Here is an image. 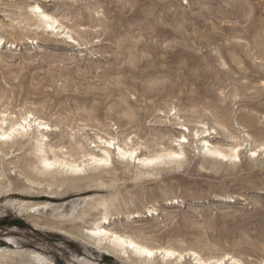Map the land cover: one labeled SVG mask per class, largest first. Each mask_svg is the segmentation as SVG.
<instances>
[{
  "label": "rangeland",
  "instance_id": "obj_1",
  "mask_svg": "<svg viewBox=\"0 0 264 264\" xmlns=\"http://www.w3.org/2000/svg\"><path fill=\"white\" fill-rule=\"evenodd\" d=\"M38 4L62 27H39ZM0 37V125L46 121V142L86 164L58 174L75 178L63 184L34 180L36 123L0 141V264H43L32 253L48 264H197L115 252L91 232L104 222L151 247L264 264V0H0ZM181 121L192 131L175 129ZM100 137L139 156L184 153L142 166L112 147L107 165L88 164L83 154H104ZM202 137L239 144V157L205 153Z\"/></svg>",
  "mask_w": 264,
  "mask_h": 264
},
{
  "label": "bare ground",
  "instance_id": "obj_2",
  "mask_svg": "<svg viewBox=\"0 0 264 264\" xmlns=\"http://www.w3.org/2000/svg\"><path fill=\"white\" fill-rule=\"evenodd\" d=\"M30 7H31V10L29 9L31 11L30 14L33 13V15L36 16V18L38 20L39 27H40V25L41 26L44 25V26H46L48 28H52V29L62 27L59 20L53 16L54 14L49 13V11L47 12L39 4L36 6L32 5ZM28 13H29V11H28ZM62 29L65 30V28H62ZM64 33H65V35H67V37L74 38L73 36H71L69 34V32L65 31ZM2 40H3V38L0 37V43L2 42ZM235 60H236V58H235ZM4 115H6V114H4ZM29 116L23 117L22 121L13 119L14 121H12L11 123L9 122L10 124L6 127H4V125H3V123H5V120H2L3 118H1V116H0V122L1 121L3 122L0 125V141H2L4 143H9L10 141L15 142V140L18 137L24 138L25 136H29L31 134V131H29V130H32L31 128L33 127V122H34V124L36 123V128H37V131H39L38 133H41L40 134L41 138L38 137L39 135L36 137L37 142H36V144H34V150H35V153L39 157V163L40 164L35 166L34 168H38L37 175L38 174L41 175V178H39V177L34 178V180H40L42 182L50 180V181L55 182V183L63 184L64 182H66L70 179H75V178H69V177H63L60 179V178H58L57 175L60 173H63V172H66V173L67 172H73L74 174L78 173L84 169L86 164L84 165V164L78 163V161L72 160L73 158L71 157L70 153L67 154L61 150V149H63L62 146L59 147V150H61L62 152L60 154H59V152L57 153V150H58L56 148L57 146H54L52 144H48L46 142L47 141V140H45L46 133H44V131H43L46 129L50 130L52 127H49V124H48V122L46 123V121L43 122V120L40 121L39 118H38L39 119L38 120V119H35L33 117H31L32 119H29ZM176 124L177 125L175 126V129H179L180 131H192L182 121L176 122ZM203 127H205V126H203ZM41 130H42V132H40ZM200 130L198 129L197 131H200ZM202 131L205 132V131H211V130L209 128H206L204 130L202 129ZM47 132H49V131H47ZM35 135H36V133H35ZM197 135H200V132L199 133L197 132ZM5 136H7L8 138L5 139L4 138ZM34 140H35V138H34ZM175 140H177V139H175ZM115 141H116L115 137H111L110 140H107V139L103 140L102 139L101 142H103L105 144L104 148H102V151L104 154H96L95 152H89V153L83 154V157L81 156V158H84V156L85 157L88 156L89 158L87 160L90 161V162H88V164L89 163H95V164H99V165H104V164L107 165V163L111 159L110 149L112 147H114V149L116 150V154L119 155L120 157H122V158H134L142 166H151V165H154V164L161 162L165 157L175 159V158L181 157V155H183V153H184L183 148H180V150H175L173 147H169V148L163 149L160 152H156V153L154 152L152 154L149 153L147 155L139 156L137 154V150H138L137 147L135 148V147L130 146V145H129V147H126L127 143H125V144L123 143L124 146L117 145V143ZM177 141L179 142V145L187 143V135L182 134ZM201 141L203 142L202 150L204 149V152L211 155V156H214L216 158H222V159H225V157L230 158V159H235V158L239 157V151L241 149V146L239 144L237 146L230 147L229 149L226 150L225 147L223 149V148H221V146L219 147V146L211 143V141L208 140L207 138L202 137ZM47 147L49 150L47 149ZM74 148L76 149V147H74ZM261 148L264 149V144H262L260 146V149ZM48 151H50L51 154L53 153V157L48 156V154H47ZM258 151L259 150H257V149H253L252 154L253 153L257 154ZM74 152H76V151H74ZM82 163H84V162H82ZM26 208H33V207L32 206H25V205L21 206L22 211ZM104 218L107 219V216H105ZM91 232H92V234H94L96 236V240L98 242L103 241V240L108 241L109 242L108 245L111 248H113V250H115V252L121 251V252L125 253V252L130 251L132 254L138 255V257L141 256L144 258H152L156 254H161L164 259H167L170 257V258H176L177 260H182L185 258V256L189 255L193 258L194 262H196L197 264H212V263L223 264L226 259H229V257L226 259L225 258H219V259H214V260L208 259V258L204 259V257H201L200 254H198V252L193 251V250H190V251L188 250L187 252H185V251L180 252L176 249H172L169 247L168 248H166V247H151V246H148L146 244L139 242L138 240L134 239L133 237H131L129 235H125V234H122V233H120L116 230H113L111 228H107V226L105 225V222L103 224L96 225V227L93 228L91 230ZM132 245H136V247L133 248ZM110 247H108V248L110 249ZM7 252H9L8 249H3V247H0V260L4 259L7 256ZM31 252H33V251H31ZM146 252H153L154 255L148 256L145 254ZM170 252L172 253V255H169ZM11 253L13 254V252H11ZM21 253H22V251H21ZM32 254L35 255V260L41 261L43 264H48L46 262V259L43 256H41V254L40 255L38 253L37 254L32 253ZM33 259H34V257H33ZM231 259L233 260V262H236L235 264H241V263H238L239 259L238 260L236 258H231Z\"/></svg>",
  "mask_w": 264,
  "mask_h": 264
},
{
  "label": "snow or ice",
  "instance_id": "obj_3",
  "mask_svg": "<svg viewBox=\"0 0 264 264\" xmlns=\"http://www.w3.org/2000/svg\"><path fill=\"white\" fill-rule=\"evenodd\" d=\"M13 131H14V130H13ZM4 138L7 139L8 137L5 136ZM253 155H255V153H253ZM225 159H227V157H225ZM132 247L135 248L136 245H132ZM145 254L148 255V256H152V255H154L153 252H146ZM169 255H172V253L170 252Z\"/></svg>",
  "mask_w": 264,
  "mask_h": 264
}]
</instances>
